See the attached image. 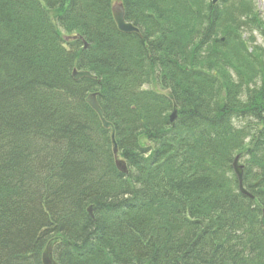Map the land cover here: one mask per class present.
<instances>
[{
    "label": "trees",
    "instance_id": "16d2710c",
    "mask_svg": "<svg viewBox=\"0 0 264 264\" xmlns=\"http://www.w3.org/2000/svg\"><path fill=\"white\" fill-rule=\"evenodd\" d=\"M111 1L0 0V264H42L52 238L59 264H264L253 3L121 0L140 38L116 30ZM74 68L95 79H73ZM149 83L169 97L144 92ZM93 92L127 175L85 102ZM236 155L253 198L239 191Z\"/></svg>",
    "mask_w": 264,
    "mask_h": 264
},
{
    "label": "water",
    "instance_id": "95a60500",
    "mask_svg": "<svg viewBox=\"0 0 264 264\" xmlns=\"http://www.w3.org/2000/svg\"><path fill=\"white\" fill-rule=\"evenodd\" d=\"M112 15H113L114 22L116 24V28H117V30L119 32H121V33H131V32L138 33V31L135 28H133L130 24H126L124 22V12H123L122 6L120 4H114L113 5V7H112ZM72 77L75 80L80 79V78H85V77L92 78L90 73L83 72V71H76V70L73 71ZM86 102L98 114V116L101 119V122H102L103 126L104 127H108L109 124H107L104 121L101 109L99 108L98 103L95 100V96L94 95L88 96L87 99H86ZM115 152H116V148H115V145H114V153ZM117 166H118V168L120 170L125 171L123 163L118 162ZM235 171H236V175L238 177L239 182H241V179H242V177H241L242 176L241 167H235ZM240 190H241L242 193L246 194V192L242 189L241 184H240ZM246 195H248V194H246ZM260 223H261V227H262V229L264 231V212H263V215L261 217ZM43 263L44 264H54L50 259H47L46 257H43Z\"/></svg>",
    "mask_w": 264,
    "mask_h": 264
},
{
    "label": "rangeland",
    "instance_id": "374dc122",
    "mask_svg": "<svg viewBox=\"0 0 264 264\" xmlns=\"http://www.w3.org/2000/svg\"><path fill=\"white\" fill-rule=\"evenodd\" d=\"M254 3L256 5L257 10H259V12L262 15V19L264 20V0H254ZM257 37V35H256ZM257 43L259 44H264V40L260 37V35L257 37ZM57 240H51L46 247V250H52V248H54L55 244H56Z\"/></svg>",
    "mask_w": 264,
    "mask_h": 264
},
{
    "label": "bare ground",
    "instance_id": "6f19581e",
    "mask_svg": "<svg viewBox=\"0 0 264 264\" xmlns=\"http://www.w3.org/2000/svg\"><path fill=\"white\" fill-rule=\"evenodd\" d=\"M184 154V153H183ZM186 155V154H185ZM187 156V155H186Z\"/></svg>",
    "mask_w": 264,
    "mask_h": 264
}]
</instances>
